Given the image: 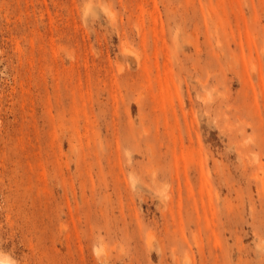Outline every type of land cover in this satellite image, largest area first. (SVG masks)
<instances>
[{"label": "rangeland", "instance_id": "1", "mask_svg": "<svg viewBox=\"0 0 264 264\" xmlns=\"http://www.w3.org/2000/svg\"><path fill=\"white\" fill-rule=\"evenodd\" d=\"M0 253L264 264V0H0Z\"/></svg>", "mask_w": 264, "mask_h": 264}, {"label": "bare ground", "instance_id": "2", "mask_svg": "<svg viewBox=\"0 0 264 264\" xmlns=\"http://www.w3.org/2000/svg\"><path fill=\"white\" fill-rule=\"evenodd\" d=\"M0 264H15V263L6 257H3L0 253Z\"/></svg>", "mask_w": 264, "mask_h": 264}]
</instances>
